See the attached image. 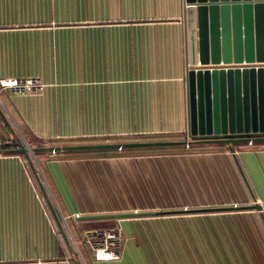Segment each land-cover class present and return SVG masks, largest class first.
Returning <instances> with one entry per match:
<instances>
[{
	"label": "crops",
	"instance_id": "1",
	"mask_svg": "<svg viewBox=\"0 0 264 264\" xmlns=\"http://www.w3.org/2000/svg\"><path fill=\"white\" fill-rule=\"evenodd\" d=\"M183 14L184 0H0V80L44 84L0 88V264H161L180 230L189 246L239 244V264H264V144L42 152L36 170L14 151L18 138L31 149L193 141ZM214 208L225 209L190 211ZM129 213L148 214L82 219ZM114 228L120 258L96 260L87 239Z\"/></svg>",
	"mask_w": 264,
	"mask_h": 264
},
{
	"label": "water",
	"instance_id": "2",
	"mask_svg": "<svg viewBox=\"0 0 264 264\" xmlns=\"http://www.w3.org/2000/svg\"><path fill=\"white\" fill-rule=\"evenodd\" d=\"M187 40L188 137L192 140L61 145L31 149L22 140L14 151L32 163L36 152L130 149L195 144L264 143V66L217 68L219 63L264 62V0H184ZM45 199L68 241L46 188ZM239 208V207H233ZM261 210L259 204L240 207ZM196 209L190 211H213ZM167 211L165 213H182ZM148 213L88 216L82 219L130 218ZM77 264H81L78 262Z\"/></svg>",
	"mask_w": 264,
	"mask_h": 264
},
{
	"label": "rangeland",
	"instance_id": "3",
	"mask_svg": "<svg viewBox=\"0 0 264 264\" xmlns=\"http://www.w3.org/2000/svg\"><path fill=\"white\" fill-rule=\"evenodd\" d=\"M240 144L247 145L248 143ZM252 146L263 147L257 144H253ZM150 171V169H147L148 173ZM210 238L207 236V239ZM213 239L211 238V240ZM175 240H178V246L174 248L162 247L159 249V257H162L161 264H231L230 262L239 264L241 261L245 262V259L248 257L246 249L239 244H233L224 248L213 247L212 244H209L204 247L205 249L189 246V242L183 237L182 230L175 232Z\"/></svg>",
	"mask_w": 264,
	"mask_h": 264
},
{
	"label": "built area",
	"instance_id": "4",
	"mask_svg": "<svg viewBox=\"0 0 264 264\" xmlns=\"http://www.w3.org/2000/svg\"><path fill=\"white\" fill-rule=\"evenodd\" d=\"M264 66L263 63H228L223 64L219 63L212 67L217 68H243V67H260ZM0 88L1 89H9L17 93H23V94H34L39 93L43 90L44 84L40 79L37 78H27V79H19V78H5L0 80ZM255 143H248L247 145L252 146ZM100 239H93L88 238L86 243L93 249L94 255L96 260L98 261H112L120 258V251L119 245H120V238L121 233L118 228L114 229H107L103 230L101 234L99 233ZM99 240V243L96 242ZM76 244V243H75Z\"/></svg>",
	"mask_w": 264,
	"mask_h": 264
},
{
	"label": "trees",
	"instance_id": "5",
	"mask_svg": "<svg viewBox=\"0 0 264 264\" xmlns=\"http://www.w3.org/2000/svg\"><path fill=\"white\" fill-rule=\"evenodd\" d=\"M255 144H257V145H263L264 143H255ZM77 151H81L82 153H91V152H89V151H91V150H77ZM95 151V150H94ZM98 152H102V150H97ZM68 152H70V151H66V152H57V153H52V152H45V153H48L49 155H54L55 157H64V156H66L67 154L66 153H68ZM42 152H36L35 153V155H39V154H41ZM78 153V152H77Z\"/></svg>",
	"mask_w": 264,
	"mask_h": 264
}]
</instances>
